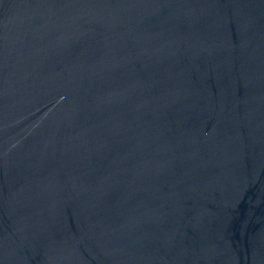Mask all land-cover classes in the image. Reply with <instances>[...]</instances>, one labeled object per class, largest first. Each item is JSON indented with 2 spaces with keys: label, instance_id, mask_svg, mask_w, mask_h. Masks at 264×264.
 Instances as JSON below:
<instances>
[{
  "label": "water",
  "instance_id": "water-1",
  "mask_svg": "<svg viewBox=\"0 0 264 264\" xmlns=\"http://www.w3.org/2000/svg\"><path fill=\"white\" fill-rule=\"evenodd\" d=\"M0 264H264V0H0Z\"/></svg>",
  "mask_w": 264,
  "mask_h": 264
}]
</instances>
